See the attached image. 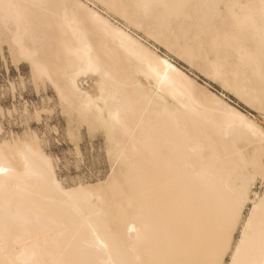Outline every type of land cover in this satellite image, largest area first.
Wrapping results in <instances>:
<instances>
[{
	"label": "bare ground",
	"instance_id": "obj_1",
	"mask_svg": "<svg viewBox=\"0 0 264 264\" xmlns=\"http://www.w3.org/2000/svg\"><path fill=\"white\" fill-rule=\"evenodd\" d=\"M99 2L0 0V48L54 91L67 124L102 129L123 171L65 186L35 132L1 140L0 264L214 259L237 182L260 172L264 128L132 30L197 60L202 76L264 118V0ZM259 235L257 209L246 258L260 259Z\"/></svg>",
	"mask_w": 264,
	"mask_h": 264
},
{
	"label": "rangeland",
	"instance_id": "obj_2",
	"mask_svg": "<svg viewBox=\"0 0 264 264\" xmlns=\"http://www.w3.org/2000/svg\"><path fill=\"white\" fill-rule=\"evenodd\" d=\"M93 1L99 9L104 7L101 1ZM116 17L122 25L126 23L118 15ZM132 32L152 42L162 54L167 55L199 83L223 96L225 100L238 108L253 114L264 128L263 116L250 112L246 106L230 95L221 83L202 76L197 60L194 62L196 65L183 62L184 60L174 52L160 47L143 30L133 28ZM0 50V141L24 137L25 133L35 132L42 141L44 151L53 160L57 177L65 186L102 182L112 175L122 179L123 171H120L122 168L118 162L116 163L113 154L109 152L114 145L102 129L92 131L87 125H78L76 121L72 122L74 124L69 123L70 127L67 124L69 118L61 110L62 107L54 91L49 86L45 90L40 85V88L36 87L28 64L22 62L14 64L8 46L5 45L3 50L1 48ZM48 110H51V113ZM38 111H40V116L37 119L35 112ZM260 193L261 185L257 181L251 196L256 199ZM250 208L251 204H248L244 211V219L249 214ZM238 235L237 233L235 238H238Z\"/></svg>",
	"mask_w": 264,
	"mask_h": 264
},
{
	"label": "snow or ice",
	"instance_id": "obj_3",
	"mask_svg": "<svg viewBox=\"0 0 264 264\" xmlns=\"http://www.w3.org/2000/svg\"><path fill=\"white\" fill-rule=\"evenodd\" d=\"M4 171L5 169L0 168V173ZM257 181H259L261 185V193L256 200L252 201V215H248L246 217L247 223L243 224L244 232L240 236V242L234 247V251H231L230 242L232 232L236 229L237 225L242 223L241 213L244 210V205L248 202V197L253 194V187ZM233 194L235 197V207L221 231L216 258L203 261L201 264H264V160H262L258 176L255 174H247L237 182V186L235 187ZM257 209H259L260 212V259L253 260L246 258L245 245L250 239V233L253 227V218ZM225 254H230L231 259L228 261L221 260L220 257Z\"/></svg>",
	"mask_w": 264,
	"mask_h": 264
}]
</instances>
